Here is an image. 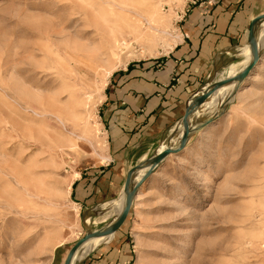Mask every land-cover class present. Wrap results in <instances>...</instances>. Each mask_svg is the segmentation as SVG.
<instances>
[{"label":"rangeland","instance_id":"obj_1","mask_svg":"<svg viewBox=\"0 0 264 264\" xmlns=\"http://www.w3.org/2000/svg\"><path fill=\"white\" fill-rule=\"evenodd\" d=\"M203 1L0 0V264H65L88 233L112 237L115 218L98 221L123 191L91 208L73 197L75 181L107 159L101 104L118 75L162 60L182 41L181 25ZM134 31L148 34L135 42ZM115 39L123 64L107 77L110 64L90 60L108 55L105 43ZM236 56L238 65L197 94L248 65ZM232 86L208 101L228 97ZM77 99L89 102L78 120ZM227 101L206 103L190 122L197 129L186 149L139 189L118 231L131 245V264H264V59ZM180 125L160 148L179 144Z\"/></svg>","mask_w":264,"mask_h":264},{"label":"crops","instance_id":"obj_2","mask_svg":"<svg viewBox=\"0 0 264 264\" xmlns=\"http://www.w3.org/2000/svg\"><path fill=\"white\" fill-rule=\"evenodd\" d=\"M191 13L181 25L182 41L162 60L133 66L114 79L101 104L107 159L75 181L76 205L91 208L120 195L131 169L156 154L209 78L238 65L236 55L249 48V31L264 14V0H205ZM254 32L259 42L264 20ZM112 239L93 245L83 264H131L127 237L118 232L108 245Z\"/></svg>","mask_w":264,"mask_h":264},{"label":"water","instance_id":"obj_3","mask_svg":"<svg viewBox=\"0 0 264 264\" xmlns=\"http://www.w3.org/2000/svg\"><path fill=\"white\" fill-rule=\"evenodd\" d=\"M261 20H264V14L257 17L253 21L251 29L249 31V36H248V42L249 43L248 44L250 47V51L253 55V58L250 61V63L245 68H243L238 74H235L232 77L227 78L226 80L216 82L214 85L210 86L208 89L203 91V93L200 95L196 94L191 99V102L189 103V105L187 107L186 113L181 120L180 127L182 130V133L180 135L179 144L176 147L171 146L172 140L170 139L168 142H166L164 147L160 148L156 152V154L153 157H151L150 159H148L147 161L142 163L140 166H138L137 168H135L129 172L128 177H127L126 182H125V185H124V190H123V193L126 194L125 208L123 209V211H122L121 215L118 217V219L113 223L112 227L109 229V231L107 232L106 235L112 234L114 236L119 231V229L124 225V223L127 220L128 215L130 213L132 203L135 200V198L137 197V193H138L139 189L141 188V186L143 185V183L151 175H153V173L157 169H159L170 156H176V155L182 153L186 149V147H187V145L191 139L192 134L197 129L195 127L192 128L190 125L189 120H190L192 114L195 111H197L198 109L202 108L208 102V100L210 98H212V96H214L221 88H223V87L226 88V87H229L232 85L236 86L238 84L245 82L250 77V75H251L252 71L255 69V67L263 59L264 50L261 52L259 51V47H258V44L256 42L255 32H254L256 24ZM241 86L242 85L233 89V91L230 93V95L227 99L228 100L227 103L237 94V92L239 91ZM227 103L225 105H227ZM136 171H138V173L141 171H144V174L139 180L136 181V183L135 182L133 183V174H135ZM100 235H102V231L94 232V233H88L83 240L79 241L71 249L70 253L68 254V256L66 258L65 264H72L75 253L77 252L78 248L84 242H86L87 240H89L92 237H97Z\"/></svg>","mask_w":264,"mask_h":264},{"label":"bare ground","instance_id":"obj_4","mask_svg":"<svg viewBox=\"0 0 264 264\" xmlns=\"http://www.w3.org/2000/svg\"><path fill=\"white\" fill-rule=\"evenodd\" d=\"M156 1V0H155ZM158 2V1H157ZM151 7V9H152V11L154 12V13H152L150 16H151V18L152 19H154L155 20V16H157V15H159L160 13H159V7H158V5L157 4H154V5H151L150 6ZM104 19V18H103ZM102 19V20H103ZM148 22H150V20L148 21ZM147 22V23H148ZM149 26V25H148ZM152 26V25H151ZM132 31V30H131ZM130 31V32H131ZM120 32L121 33H124V32H126V31H122L121 29H120ZM139 32V31H138ZM114 33V32H113ZM113 33H112V35H113ZM133 34L135 35V42H138V40H139V38L141 39L143 36H144V34L145 35H147L148 33H146V32H139V33H136V31H134L133 32ZM122 35V34H121ZM120 35V36H121ZM123 36V35H122ZM121 36V37H122ZM134 37V36H133ZM132 37V38H133ZM127 39V38H126ZM129 41V40H128ZM127 42V41H126ZM147 42V41H146ZM122 43V42H121ZM154 43V42H153ZM153 43L151 44V45H153ZM118 43H117V40L115 39L114 40V43H112V42H106L105 43V47L107 48V50H108V55H107V53L105 54V53H102L101 55H99L96 59H94V62H92L91 60H90V62H91V64L93 65V64H96L97 66L98 65H103V64H105V63H108V64H110V66H111V68L109 69V71H106L105 73H106V76L107 77H110L113 73H114V71L116 70V68L118 67L117 65H119V64H123L122 62H123V59H122V56H121V52L119 51V48H118V45H117ZM123 44V43H122ZM258 44V47H259V51L261 52V51H263L264 50V36L261 38V40L257 43ZM124 45H125V48L127 49L126 51H128L127 52V54L128 53H132V47H131V45H127V44H125L124 43ZM147 45V44H146ZM150 45V46H151ZM148 46V45H147ZM146 46V47H147ZM171 47V46H170ZM150 48V47H149ZM148 48V49H149ZM125 53V52H124ZM166 53V52H165ZM134 54V53H133ZM148 54H152L150 51L148 52ZM244 57H245V63H248L249 64V62L252 60V58H253V55H252V53H251V51H250V49H245V51H244V53L242 54ZM124 56V55H123ZM103 57H106V59L105 58H103ZM263 59H264V57H263ZM113 61H114V63L115 62H117L116 63V65L115 66H113L112 64H113ZM98 74V73H97ZM233 75H231V77H232ZM244 84V82L243 83H241V84H238V85H233L231 88H230V90H229V95H230V93L233 91V89H235L236 87H239L240 85H243ZM88 85H91V84H88ZM94 87V86H93ZM221 95V94H220ZM229 95H228V97H229ZM68 96V95H67ZM228 97H225L224 99H222L221 101H219V99H216V100H213V101H211V102H214V103H211V102H207V103H211V105L210 104H208L209 105V107H215L216 105L217 106H219V105H221L223 102H225V100H227L228 99ZM221 98V97H220ZM89 103V102H88ZM88 103H86V102H84L83 100H75V102H74V105H72V112H73V114L75 115L74 117H75V119L76 120H78L81 116H82V114H83V112H85V113H88L89 114V110H87L86 108H84ZM203 107H206V108H208V106H203ZM202 107V108H203ZM202 108H200V109H198L197 111H195L194 112V114L191 116V118H190V122L193 120V119H195L200 113H201V109ZM215 109V108H214ZM39 117V116H38ZM82 119V118H81ZM81 119L79 120V121H81ZM76 126V125H75ZM87 127H88V125H87ZM86 130H87V128H85ZM65 130V129H64ZM88 132H90L89 131V127H88V130H87ZM66 132V131H65ZM74 145H72L71 147H73ZM70 147V148H71ZM72 150H75V149H73L72 148ZM140 173V176L137 178L138 180L143 176V173H144V171H141V172H139ZM72 177L70 178V182H72L73 180H74V178H75V176H73V175H71ZM69 191H70V187H69ZM69 191H67L68 193H69ZM125 204H126V194L125 193H123V194H121L116 200H114V201H112V203H110V204H108V205H106L105 207H107L108 209L106 210V213H105V215L100 219V221H98L99 223H105L106 221H108L109 219H111V218H115V220H117L118 219V217L121 215L120 213H119V209L121 208V207H123V206H125ZM98 219V218H97ZM90 222V219H87L86 220V223H89ZM6 234V233H5ZM108 236V235H107ZM5 238V237H4ZM8 238V237H7ZM104 238V237H103ZM3 240V239H2ZM90 241H89V243L87 244V245H85L84 247L83 246H80L79 248H78V250H77V252L75 253V256H74V260H73V263L72 264H80L82 261H84L85 260V258L88 256V254L90 253V247H91V245H95V244H97L100 240H95V239H93V238H90L89 239ZM62 245V243H59L57 246H56V248L57 247H59V246H61ZM54 246V247H55ZM76 257V258H75Z\"/></svg>","mask_w":264,"mask_h":264}]
</instances>
